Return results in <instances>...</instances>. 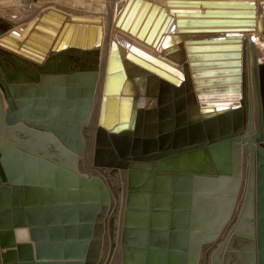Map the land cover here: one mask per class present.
Returning <instances> with one entry per match:
<instances>
[{
	"label": "water",
	"instance_id": "obj_1",
	"mask_svg": "<svg viewBox=\"0 0 264 264\" xmlns=\"http://www.w3.org/2000/svg\"><path fill=\"white\" fill-rule=\"evenodd\" d=\"M166 5L127 1L116 26L163 59L112 44L102 92L96 66L41 76L0 62V264H264V93L248 129L234 105L241 47L229 44L254 25L255 4ZM65 19L50 10L0 42L85 45L87 26ZM88 30L100 40L101 27ZM159 78L183 91L187 79L188 97L158 96Z\"/></svg>",
	"mask_w": 264,
	"mask_h": 264
},
{
	"label": "bare ground",
	"instance_id": "obj_2",
	"mask_svg": "<svg viewBox=\"0 0 264 264\" xmlns=\"http://www.w3.org/2000/svg\"><path fill=\"white\" fill-rule=\"evenodd\" d=\"M35 1V0H34ZM34 1L26 2L19 0L18 7H26V5L33 4ZM43 2L40 3L36 8L33 9L22 15L19 10L17 13L9 14L8 17H0V38L4 35L9 36L11 32H16L20 36H22V32L28 25V23L32 20V18L40 17L42 13H47L48 11L52 10L57 13H60L66 17L65 20H62V24L68 22L74 23V27L76 28L78 24L81 26H87V38L85 45L79 43L77 46H72L71 41L69 43L68 49L64 51L59 50H52L53 45L47 43L42 39H36L37 42L41 45H50L49 48L44 47H37V46H30V48L37 51L31 53L29 49H20L11 45L9 43L0 42V62L6 59L9 64L19 63L25 66V69L29 71H36L41 76L42 74H53L51 71H44L47 65H55L56 67L60 64H66L68 66L74 65L76 61H78V65H86V66H96L99 74V82L97 84V92H102L104 87V80L106 77V71L109 61V56L111 52L112 44L120 43L125 45H133L138 47L139 49L148 52L149 54L163 59L159 52L155 51L151 45H147L144 42L139 41L136 37L129 35L128 32H125L120 29V27L116 26V21L119 19L120 14L124 6L126 5L128 0H99L102 5L103 13L98 15L97 13H89V14H81V15H74L72 9L76 5V3H84L85 0H42ZM135 1V0H133ZM146 1L151 3V7L153 5H158L161 8L167 7L166 2L167 0H142V5ZM184 1V0H183ZM210 1H230V0H210ZM231 1H250L255 4V7H250L247 9L255 10L256 17L254 25H250L251 28L249 31H241L238 37L235 39H239L238 42H230L229 44H239L241 49L239 50L242 53V77H243V99L242 101H236L234 105H241L243 103L242 109L245 113V123L248 129H254L258 131V115H262L261 106L259 108L258 96H261L264 93V15H263V5L264 0H231ZM34 5V4H33ZM150 7V8H151ZM185 8H196L193 7H185ZM200 9H202L200 7ZM150 10V9H149ZM246 10V8H245ZM169 11V9H167ZM204 12V9H202ZM3 13V12H2ZM19 13V14H18ZM139 13V11H138ZM134 17L130 26L133 25L137 15ZM149 11L145 15L139 29L145 22ZM6 14V13H5ZM2 16V15H1ZM73 18H79L81 20L72 21ZM213 18V17H212ZM247 18V17H241ZM154 22V21H153ZM153 22L151 26L153 25ZM52 27H56L50 23H46ZM92 26L96 28L101 27V37L100 40H97V31L95 32L94 39L90 42V29ZM59 28V27H58ZM151 28V27H150ZM8 30V31H6ZM6 31V32H5ZM49 36V33H45ZM14 41H19V39L15 37H11ZM56 37L54 38L55 41ZM25 39L20 40L22 44L25 42ZM184 53L185 52V45H181L178 47V51ZM38 51L40 53H38ZM177 51V52H178ZM233 52V51H232ZM176 53V52H175ZM182 65L178 66L180 69L184 65H188L189 61H184ZM191 69L188 68V72L190 73ZM147 75H154L153 73L147 72ZM183 80V78L181 79ZM183 84L178 89L176 85L172 82L167 81L163 78H159V82L157 86H153V91L155 90L158 96H161L162 89L166 88L170 90L171 94L176 93L177 91L182 90L183 94L182 97L187 98L189 95V89L187 88V79L182 81ZM22 82L17 83V85L21 86ZM15 85V87L17 86ZM176 88V90H175ZM159 89V90H158ZM178 89V90H177ZM158 90V91H157ZM175 90V91H174ZM173 91V92H172ZM0 94L2 93L0 87ZM259 98V101H260ZM5 99V98H4ZM96 99V97H95ZM6 101V99H5ZM261 105V104H260ZM264 108V107H263ZM261 112H260V111ZM264 115V114H263ZM263 118V116H262ZM18 237L22 238V236L26 235L25 230L17 231ZM25 234V235H24Z\"/></svg>",
	"mask_w": 264,
	"mask_h": 264
},
{
	"label": "rangeland",
	"instance_id": "obj_3",
	"mask_svg": "<svg viewBox=\"0 0 264 264\" xmlns=\"http://www.w3.org/2000/svg\"><path fill=\"white\" fill-rule=\"evenodd\" d=\"M42 2L43 1L40 0L39 4L42 3ZM36 7L37 6H34V8H36ZM102 8L103 7H102V5H101L99 0H85L84 3H76L74 8L72 9V12H73L74 15H81L83 13L84 14H89L90 12L91 13H97L98 15H101L103 13V11L101 10ZM19 10L21 11L20 13L22 15L28 13V11H29V10L28 11H24V10H26V9H24V7H21V8L19 7ZM19 10H18V12H19Z\"/></svg>",
	"mask_w": 264,
	"mask_h": 264
},
{
	"label": "crops",
	"instance_id": "obj_4",
	"mask_svg": "<svg viewBox=\"0 0 264 264\" xmlns=\"http://www.w3.org/2000/svg\"><path fill=\"white\" fill-rule=\"evenodd\" d=\"M19 0H0V17L3 18V17H8V15L11 13H17L18 10H19V7H18V2ZM23 1V0H22ZM26 2H30V1H34V0H24ZM39 2L40 0H35L34 1V5L33 4H30V5H26V7L24 6V11H30L33 9L34 6H38L39 5ZM13 10V11H12ZM13 13H12V12ZM28 11V12H29ZM3 12V13H2ZM6 13V14H5ZM24 13V12H23ZM10 14V15H11ZM2 15V16H1Z\"/></svg>",
	"mask_w": 264,
	"mask_h": 264
}]
</instances>
